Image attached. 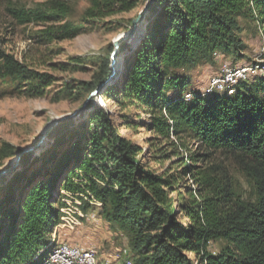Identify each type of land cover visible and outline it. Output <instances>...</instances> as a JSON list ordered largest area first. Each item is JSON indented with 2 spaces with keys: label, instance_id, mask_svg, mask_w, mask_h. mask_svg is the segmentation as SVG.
<instances>
[{
  "label": "trees",
  "instance_id": "obj_1",
  "mask_svg": "<svg viewBox=\"0 0 264 264\" xmlns=\"http://www.w3.org/2000/svg\"><path fill=\"white\" fill-rule=\"evenodd\" d=\"M144 1L88 0L76 19L65 0L8 1L3 12L14 25L40 24L33 40L47 43L72 39ZM239 20L264 36V0H154L136 49L120 44L130 53L125 79L118 89L109 83L103 97L150 114V141L175 147L171 136L186 137L195 150L179 168L156 173L122 134V125H131L127 116L118 121L92 97L77 128L71 119L60 122L49 134L51 148L22 155L21 169L0 179V264H44L60 230L83 224L96 207L127 235L134 264H264V73L231 94L184 93L191 70L214 65L219 55L243 57ZM109 64L103 59L90 80L77 82L85 95L108 77ZM0 78L30 97L54 81L1 46ZM13 155L2 142L0 164Z\"/></svg>",
  "mask_w": 264,
  "mask_h": 264
},
{
  "label": "rangeland",
  "instance_id": "obj_2",
  "mask_svg": "<svg viewBox=\"0 0 264 264\" xmlns=\"http://www.w3.org/2000/svg\"><path fill=\"white\" fill-rule=\"evenodd\" d=\"M8 1H20L29 5L35 1L43 0H0L1 48L29 67L46 71L54 76V81L47 88L46 93L34 97L22 93L17 94L12 89L19 87L18 84H10L6 79L0 78V146L2 142L9 143L14 148L15 154L21 149L34 145L41 135V130L48 122L60 120L55 124L54 129L60 122L67 120L64 119L66 116L74 113L69 119L74 122L72 126L77 128L78 124L86 117V110L89 109L87 108L89 101L84 104L88 95H85L86 93L79 89L77 82H86L98 72L100 62L110 57L113 50L112 41L131 28L132 19L137 16L144 2L138 3L135 8L128 12H122L93 23L87 30L72 39L38 43L37 40H33V35H36L41 25L35 23L18 26L11 23L3 12V7ZM65 1L71 5V18L73 19L78 18L88 5V0ZM239 22L240 25H244L242 20H239ZM252 26H243L241 32L245 43L243 57L219 55V59L216 60L214 65H202L191 70V80L184 93L203 94L209 77L220 71L221 63L225 62L232 66H251L254 63H259L263 56L264 36ZM134 44L133 50L138 46V42ZM115 58L117 70L111 84L114 89H118L125 79L127 73L126 62L130 58V53H126V49H120L119 45ZM258 74L260 73L257 71L252 72L246 85ZM104 90L99 95L93 96L92 102L102 108L109 109L117 118L120 114L127 116V121L131 125H122L121 132L127 139L141 147V157L149 159L150 169L156 173H161L168 166L177 169L179 168L177 161L180 158L186 161L189 155L193 153L196 143L186 137L181 139L171 137L175 147L166 142L150 141V139L156 137L151 128L146 125L150 114L144 113L135 106H128L121 110V107L117 104V98L113 94L109 99L103 97ZM167 94L173 97L175 92L170 90ZM214 94L221 95L223 93ZM83 105L85 106L81 109ZM118 121L122 122L124 120L118 118ZM53 142L54 139L49 136L46 145L33 152V156H41L45 150L52 147ZM160 151L165 152L161 154ZM173 151H176V154ZM13 157L14 155L2 161L0 170L7 168ZM229 166L231 174L240 183L241 191H247L248 183L233 169L232 165ZM20 169L21 166L16 171ZM188 183L191 184V181H188ZM98 209L97 207L91 209L96 213L94 220H85L83 224L77 226V229H61L58 242L94 247L101 260L109 261L112 264H123L124 257L121 251L127 249L129 252L128 237L100 217ZM218 246L219 244L215 243V247L218 248Z\"/></svg>",
  "mask_w": 264,
  "mask_h": 264
},
{
  "label": "bare ground",
  "instance_id": "obj_3",
  "mask_svg": "<svg viewBox=\"0 0 264 264\" xmlns=\"http://www.w3.org/2000/svg\"><path fill=\"white\" fill-rule=\"evenodd\" d=\"M262 53L263 56L260 59L259 63H254L251 66H231L225 62L221 63L220 71L217 74L209 77L204 93L213 92L231 94L237 85H240L245 81L247 82V79L252 72L257 71L258 73H264V65H261L264 63V44ZM185 98L191 99L192 93H186ZM171 137L174 138L173 136ZM92 211L93 210L88 211L86 215V220H94V218L96 217V213H92ZM121 253L124 257L123 264H134L133 260L128 256L129 253L127 249H123ZM86 259L92 260L91 264H112L109 261H106L105 259V261L101 260L98 257L97 251L94 249V247L91 248L85 246H78L76 244L70 245L62 241L57 242L55 244L51 253H49V255L46 257L44 264H90L87 263Z\"/></svg>",
  "mask_w": 264,
  "mask_h": 264
},
{
  "label": "water",
  "instance_id": "obj_4",
  "mask_svg": "<svg viewBox=\"0 0 264 264\" xmlns=\"http://www.w3.org/2000/svg\"><path fill=\"white\" fill-rule=\"evenodd\" d=\"M153 2L154 0H145L137 16L134 19H132L131 28L126 33H123L117 36L112 41L113 50L109 57L110 59L109 75L103 82L98 84L96 88L89 93L88 97L85 99L84 104H86L87 101H89L93 96L99 95L101 91L103 90V88L107 87L109 83L113 81L115 74H116V70H117L115 54L117 53L119 49V45L122 42H125L128 44L127 48L133 49L135 45L134 43L139 42L140 36L145 32V25L147 23V16L149 13V8ZM84 106L85 105H83L81 109H83ZM72 115L66 116L64 119H69L71 118ZM58 121L56 120V121L48 122L45 125V127L41 130V133H40L41 135L38 137V141L34 145L21 149L18 152H15L14 157L12 158L9 166L3 170H0V179L4 176L10 175L11 173L16 171L21 166L20 159L22 155L29 153V152L33 153L36 150H38L40 147L46 145V142L49 138V133L51 132V130L53 129V127Z\"/></svg>",
  "mask_w": 264,
  "mask_h": 264
},
{
  "label": "built area",
  "instance_id": "obj_5",
  "mask_svg": "<svg viewBox=\"0 0 264 264\" xmlns=\"http://www.w3.org/2000/svg\"><path fill=\"white\" fill-rule=\"evenodd\" d=\"M92 213H95V212L92 211ZM85 247H87V246H85ZM86 260H87V263L91 264L92 260H90V259H86ZM61 263H64V262H61ZM65 264H69V263H65Z\"/></svg>",
  "mask_w": 264,
  "mask_h": 264
},
{
  "label": "crops",
  "instance_id": "obj_6",
  "mask_svg": "<svg viewBox=\"0 0 264 264\" xmlns=\"http://www.w3.org/2000/svg\"><path fill=\"white\" fill-rule=\"evenodd\" d=\"M78 227H76L75 229H77ZM73 230V229H72Z\"/></svg>",
  "mask_w": 264,
  "mask_h": 264
}]
</instances>
